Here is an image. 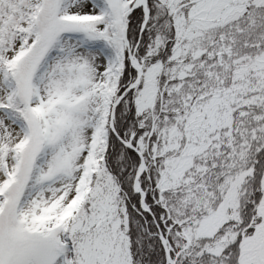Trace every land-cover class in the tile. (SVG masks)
Wrapping results in <instances>:
<instances>
[{
  "label": "snow or ice",
  "instance_id": "obj_1",
  "mask_svg": "<svg viewBox=\"0 0 264 264\" xmlns=\"http://www.w3.org/2000/svg\"><path fill=\"white\" fill-rule=\"evenodd\" d=\"M0 264H264V0H0Z\"/></svg>",
  "mask_w": 264,
  "mask_h": 264
}]
</instances>
